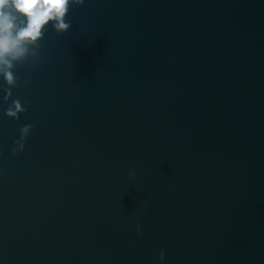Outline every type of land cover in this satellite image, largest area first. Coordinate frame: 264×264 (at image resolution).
Wrapping results in <instances>:
<instances>
[{
  "label": "water",
  "instance_id": "95a60500",
  "mask_svg": "<svg viewBox=\"0 0 264 264\" xmlns=\"http://www.w3.org/2000/svg\"><path fill=\"white\" fill-rule=\"evenodd\" d=\"M4 71L0 264H264V0H107Z\"/></svg>",
  "mask_w": 264,
  "mask_h": 264
},
{
  "label": "clouds",
  "instance_id": "9594fccd",
  "mask_svg": "<svg viewBox=\"0 0 264 264\" xmlns=\"http://www.w3.org/2000/svg\"><path fill=\"white\" fill-rule=\"evenodd\" d=\"M83 3L84 0H0V65L10 69L14 60L23 58L27 53V45L37 42L50 24L57 30H66L69 27L66 16L71 6ZM0 72H3L8 84H14L10 71L0 68ZM21 111L24 109L19 102H15L6 114L18 119ZM32 128L31 124L22 127L20 138H25ZM20 147L23 149V144Z\"/></svg>",
  "mask_w": 264,
  "mask_h": 264
}]
</instances>
